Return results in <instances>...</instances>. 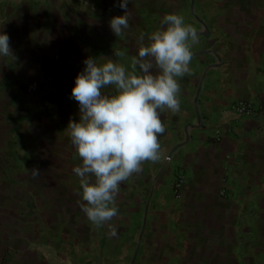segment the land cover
<instances>
[{"label":"crops","instance_id":"obj_1","mask_svg":"<svg viewBox=\"0 0 264 264\" xmlns=\"http://www.w3.org/2000/svg\"><path fill=\"white\" fill-rule=\"evenodd\" d=\"M120 2L0 0L15 56L0 58V264H264V122L231 111L239 99L264 101V0H129L130 27L116 37ZM169 13L206 34L179 81V112L161 113L164 158L120 185L119 215L97 227L72 171L81 163L66 130L80 118L75 77L88 57L130 68L140 36L146 45ZM231 168L259 208L247 258L235 250L245 207L223 194Z\"/></svg>","mask_w":264,"mask_h":264},{"label":"clouds","instance_id":"obj_2","mask_svg":"<svg viewBox=\"0 0 264 264\" xmlns=\"http://www.w3.org/2000/svg\"><path fill=\"white\" fill-rule=\"evenodd\" d=\"M129 0L119 6L124 15L114 16L109 24L116 37L130 27ZM139 48L130 68L110 58L84 60V69L75 77L71 97L79 105V121L70 119L66 128L81 160L72 171L79 178L83 203L80 207L88 221L97 227L110 226L119 215L117 197L120 185L164 158L159 137L165 133L161 113L180 110V79L190 73L193 46L199 33L186 24L180 14H165L159 29L153 31ZM114 55L123 57L124 52ZM15 56L10 37L0 32V58ZM112 87L113 93L104 90ZM40 175L37 168L30 170Z\"/></svg>","mask_w":264,"mask_h":264},{"label":"rangeland","instance_id":"obj_3","mask_svg":"<svg viewBox=\"0 0 264 264\" xmlns=\"http://www.w3.org/2000/svg\"><path fill=\"white\" fill-rule=\"evenodd\" d=\"M226 180L227 186L223 187L224 196L229 199L232 198L236 203H243L245 207L240 215V223L238 228V237L239 239H241V243L237 246L235 250L237 257L247 258V246L245 244L248 242V240H250V238H252V232H248L246 228L248 227L250 221L253 218L259 216L258 204L254 198V195L247 189L246 181L242 176L234 172V168H231V171L228 174ZM10 181L16 183L15 175L13 178H10ZM228 184L231 186H229ZM232 186L234 187L232 188Z\"/></svg>","mask_w":264,"mask_h":264},{"label":"built area","instance_id":"obj_4","mask_svg":"<svg viewBox=\"0 0 264 264\" xmlns=\"http://www.w3.org/2000/svg\"><path fill=\"white\" fill-rule=\"evenodd\" d=\"M231 111L238 116L250 117L264 122V101L262 99H239L233 103ZM213 135L216 141H221L223 139L222 130L220 128H216ZM185 182V175L182 172H178L172 183L175 197H182Z\"/></svg>","mask_w":264,"mask_h":264},{"label":"water","instance_id":"obj_5","mask_svg":"<svg viewBox=\"0 0 264 264\" xmlns=\"http://www.w3.org/2000/svg\"><path fill=\"white\" fill-rule=\"evenodd\" d=\"M198 33L206 34L203 30H197Z\"/></svg>","mask_w":264,"mask_h":264}]
</instances>
